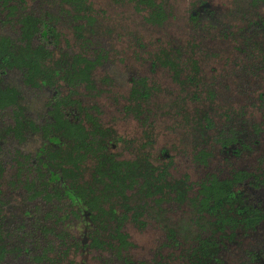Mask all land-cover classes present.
<instances>
[{"label": "flooded vegetation", "instance_id": "obj_1", "mask_svg": "<svg viewBox=\"0 0 264 264\" xmlns=\"http://www.w3.org/2000/svg\"><path fill=\"white\" fill-rule=\"evenodd\" d=\"M211 9L205 0L199 2L191 13L197 18L203 13L210 15ZM45 47L55 50L52 52L53 58L44 61L46 68L42 77L46 80L45 83L42 84L41 77L35 79L38 82L35 86L19 78L21 91L17 99L18 106L11 104L0 107V264H174L178 259L168 256L170 247L167 245L163 247L168 249L167 253L161 249L163 258L157 256L156 250L153 258L141 263L132 262L128 257L130 250L112 249L113 246L117 247L115 243L120 241L118 237L113 238L107 234L106 226L123 227L127 222H132L133 218L135 223L144 226L147 220L152 219L159 222L158 227L165 231V238L160 245L162 242L169 244L173 240L199 241V237H204L202 231H199L202 223L200 184L203 179L192 182L184 175L178 178L182 184L181 193L171 191L166 185L177 178L168 172L171 157L166 149L162 148L158 156H166L168 164L156 166L166 167L167 170L165 168L162 178L158 179L156 176L160 171H153L155 180H152V183H155L156 187L152 186L150 189L151 195L138 193L137 188L134 189V159L139 157L134 156V135L130 138L124 137L102 120L101 107L84 104L83 93L78 90L82 87L85 96L89 95V90L85 89L84 84L69 86L67 66L69 69L71 57L75 52H70L63 46ZM84 47L82 46V49ZM60 50L66 51L65 56L70 58H59ZM10 73L7 72L3 78L6 85L9 84L7 78ZM133 79L134 77L130 78V83ZM186 82L195 84V79L190 76ZM191 96L198 98L199 93L194 92ZM41 97L46 98L45 102H42ZM59 101L62 105H58ZM31 108H34V112ZM122 111L127 119L134 120V107H125ZM197 111L198 108H195L192 114ZM91 114L104 130V133H97L95 138L99 142L104 140V144L99 145L89 132L92 123L88 115ZM59 120L68 124L62 125ZM248 123L239 131H234L233 128V131L229 132L228 129L225 135L220 131L213 133L211 129L215 125L206 133V136H210V146L219 143L222 150L229 151L236 161L243 159L242 167H237L234 161L230 162L232 165L229 171L221 177L219 172L207 169V175L214 172L219 178L227 176L231 183L232 194L229 195L227 203L220 204L211 214L206 213L208 216H214L215 223L212 225L215 226H211L215 230H211V234L208 229L205 237L216 242L225 241L228 246V249L221 253L223 263L225 256L231 252L236 253L232 249L240 247L243 241L247 242L246 240L251 238L257 240L254 243L258 245L251 242L253 250H245L249 258L241 264H264V127L252 123L251 127L258 136H255V133L250 135V132L241 136ZM74 125L78 131L77 135L72 128ZM188 126L192 127L190 162L192 166L200 169V161L193 162V157L201 147L203 129H197L196 126L193 127V123L184 121L182 127ZM81 127L83 131H80ZM232 136L236 137L232 143L222 144L217 141L219 138L223 141ZM76 137L84 140L80 143L83 146L91 139L96 143L90 144L94 145L93 148L86 146L88 150L80 149L79 153L83 155H76V147L81 146L75 147ZM245 137L248 139H244ZM35 138L41 141V145L36 150L27 151V143H34ZM238 142L240 146L235 147ZM153 143L154 140L149 136H145L142 142L151 146ZM183 143L187 146L186 142ZM120 146L123 152H118ZM253 153L255 158L248 164L245 159ZM77 157L79 160L76 167ZM145 157L155 166L152 162L154 158L149 154ZM61 162L64 163L60 165ZM99 163L103 166V172L94 171ZM112 163L123 169L131 163L133 170L124 169V173L117 172V175L121 176L118 177L115 170H105L106 166L109 167ZM62 168L67 169V179L63 176L65 171ZM76 179L86 190L85 200L77 201L74 196L76 187L72 186ZM141 183L142 180L135 182V186L138 187ZM106 186L118 192L124 189V194L113 193L115 191L111 189L104 190ZM91 189H94L93 193ZM90 200L93 205H99L105 211L114 206L120 211L127 210L126 214L118 213L114 218L106 213L98 214L89 204ZM139 204L144 207L134 210ZM177 213L182 215L178 221L171 216ZM251 225L253 228H249ZM187 226L191 229L189 233L185 232ZM74 227L81 228L79 234L74 235L70 231ZM170 227L178 232L182 228V231L170 235L173 233ZM196 232L198 239L193 238ZM260 232L262 235L259 236Z\"/></svg>", "mask_w": 264, "mask_h": 264}, {"label": "rangeland", "instance_id": "obj_2", "mask_svg": "<svg viewBox=\"0 0 264 264\" xmlns=\"http://www.w3.org/2000/svg\"><path fill=\"white\" fill-rule=\"evenodd\" d=\"M92 1L99 15L97 22L108 33L101 37V46H97L95 37H91L93 44L90 42L88 49L103 47L108 50V58L97 70L98 80H102L97 85L100 90L92 91L90 96H85L82 87L78 90L83 93L85 105L102 108L101 117L106 124L113 126L124 137L134 135V156L149 154L154 158L152 162L155 166L168 164L166 156H158L160 150L165 148L171 157L168 172L172 177L178 179L187 175L192 182L204 179L207 168L205 170L201 166L199 169L190 162L192 127L184 128L182 125L186 117L193 115L195 108L200 113L208 105L215 125L211 129L213 133L220 131L223 135L227 134L230 124L234 131H239L244 123L250 121L241 136L247 132L258 136L251 124L264 127V7L259 16L242 20L230 12V8L235 7V0H207L212 7L210 15L203 13L193 20L189 15L198 4L197 0H168L166 7L169 17L163 25L158 26L146 22L143 14L146 15L147 10H136L129 0ZM26 4L29 8L39 9L37 13L47 7L40 0H26ZM69 18L61 16L54 21L57 29L65 33L64 37L69 38L68 46L63 40L59 46L70 52H80L82 43L86 41L74 36ZM1 30L12 33L14 28L7 25ZM161 51L164 54L167 51L173 57L174 67L156 60ZM193 63L198 66L196 85L188 84L185 77L188 70L192 71L190 66ZM192 74L194 76V72ZM131 77L146 78L152 92L148 103L152 113L135 108L134 120L127 119L122 111L127 107ZM7 83L19 88L20 79L10 73ZM209 89L212 94L208 93ZM194 92L199 93L198 98L191 96ZM205 98H209V101L206 102ZM41 100L45 102L46 98L41 97ZM31 110L34 112V108ZM145 136H149L154 143L142 150L140 147ZM35 139L34 143H27V151L36 150L41 145V141ZM239 143H235V147L240 146ZM209 149L212 152L209 170L219 172V177L229 171L232 161L237 167H242L243 159L236 161L229 151L222 150L219 143L212 144ZM119 151L123 152L121 146ZM254 154L249 155L245 162H253ZM171 216L177 221L182 218L179 213ZM132 222L124 226V232L133 244L128 257L132 262L141 263L160 250L159 243L165 238V231L158 227L159 222L152 219L147 220L144 226ZM80 230V227H74L70 231L76 235ZM258 235H262V232ZM246 241L232 249L236 253L225 256L223 264L247 261L249 255L245 250H253L252 243L257 240L249 238ZM163 251L167 253L168 249L162 248Z\"/></svg>", "mask_w": 264, "mask_h": 264}, {"label": "trees", "instance_id": "obj_3", "mask_svg": "<svg viewBox=\"0 0 264 264\" xmlns=\"http://www.w3.org/2000/svg\"><path fill=\"white\" fill-rule=\"evenodd\" d=\"M129 1H131V3L133 2L136 10H147V14H143V17L145 18L146 22L150 24L161 26L169 17L170 13L168 12L166 7V3L168 0ZM204 1L205 0H197L198 3ZM233 2H235V7L232 9L230 8V12L234 13L242 20H246L248 18L251 19L254 15L259 16L261 9L264 7V0H235ZM40 3L46 5L47 7H44L40 10L39 13H37L39 9L29 8L26 4V0H0V107L11 104H15L18 106L17 99L21 88L20 86L18 88L17 86H13L11 84L6 85L3 83V78L4 76H6L7 72H11L12 75H16L17 78L22 79V81H24L25 83H31L34 86L38 83L37 81H35V79H38L40 77L42 84L45 83L46 80L42 77V72L46 68L44 61L46 59H52V52L55 51L45 46H59L61 40L65 41V44L67 46L69 44V38L64 37L65 33L61 30H58L54 22L57 19H60L61 16H69L70 18L68 19V21L71 22L74 36H76L80 40L86 41L82 43V46H85L82 51L75 52V54L71 57L72 62L69 64V69L67 66V71L70 77L67 81L69 86L75 87L82 83L85 85V89L89 90V96L91 95L92 91L100 90L97 85L99 82H102V80H98L97 70L99 66L108 58V50L103 47H92L88 49V44L90 42L93 44V42L91 41V37H95L97 46H101V37L103 36V34H107L108 32L102 29L100 22H97L99 15L97 10L94 9L93 1L40 0ZM189 16L193 20L196 19V17H194L192 13H190ZM7 25H10L14 28L12 33L7 32V30L6 32L1 30ZM193 44L196 45V43ZM65 52L66 51L60 50L58 54L59 58H62L64 60L70 58L69 56H65ZM161 53V55L157 54L156 60L160 61V63L163 65H171L174 67L175 64L173 61V57H170L167 52L164 54L163 51H161ZM190 67L192 71L190 72L189 70L187 72V74L185 75L186 78L190 79V76H192L193 79H195V77L197 78V64L193 63V65H191ZM193 72L194 76L192 74ZM21 75L22 77H20ZM130 84L131 86L128 88L127 103L125 105L127 107H134V109L141 108L145 112L152 113V110H150L148 107L152 92L150 91V87H148L146 78H135ZM208 93L212 94V90L209 89ZM74 94H76L75 89ZM205 99L206 102L209 101V98ZM58 105H62V102L59 101ZM91 107L98 108L94 105H92ZM209 108L211 109L209 105L205 106L200 111V113L193 114L190 117L188 116L184 119V121L187 123H193V125L196 126L197 129H203L202 136H204V138L202 139V144L199 151L194 154L193 162L199 160L201 166L205 170L206 168L209 169V167L211 166L210 159L212 157V152L209 149L210 136H206V133L209 131L208 129H211V127L213 126L212 119L211 117H209ZM181 110L182 108L180 107V111ZM59 115H61V113H59ZM92 116V114L88 115L89 121L92 123V127L89 132L95 138L97 133H104V130L101 128L98 120L92 118ZM204 121H206L208 124H205ZM59 122H61V124H68V122H62V120H59ZM72 128L77 135L78 131L75 130V125ZM80 131H83V128L80 129ZM232 131L233 128H231L230 124L229 132ZM232 137H227L223 141L219 138L217 139V141L221 142L222 144H229L236 140V137ZM95 140L97 143L99 142V140H97L96 138ZM95 140L91 139L89 142H85V145L83 146L80 143H82L84 140H79V138L76 137L74 139L75 147L79 145L81 146L76 147L77 150L75 154L83 155L79 153L80 149L88 150L89 148L86 147L88 145L89 147L93 148L94 145L90 146V144L96 143ZM101 144H104V140L99 142V145ZM140 149L145 150L147 149V146L141 144ZM145 155L146 154L139 155V157L134 159V189L137 188L138 193L145 192V195H151L152 192H150V189L152 188V186L156 187L155 183H152V180H155L153 171H160L156 176V179H158L159 177L162 178L163 172H165L166 167L158 168L157 166H153L151 163H149ZM78 160L79 159L77 157L75 159V164L78 162ZM63 163L64 162H61L59 164L62 165ZM130 164L131 163H129V165L124 169L133 170ZM62 169L64 171L67 170L66 168ZM124 169L121 166L117 167L115 166V163H112L109 167L106 166L105 170L106 172L115 170V174L117 175V172L124 173ZM94 171L103 172L104 170L102 164H97V166L94 168ZM63 176L65 179H67L66 171L64 172ZM113 180L115 181L116 178H113ZM140 180H142V183L138 185V187H136L135 182H138ZM228 180L229 178H227V176L219 178L217 177L216 173L210 172L209 175H207V177H205L200 184V194L202 195V198L199 204L202 211V223L200 225L199 231H202L204 237H199L196 232L193 238L198 236L199 239L198 237L197 239L199 241L179 242L177 240H173L169 244L162 242L160 251H157V256H160L161 258L164 257L161 249L167 245L168 247H170L168 256L179 260H177V262H175L174 264H223L221 253L224 250H227L228 246L225 241L216 242L210 240L208 237H205V235H207L208 229L210 232L211 230H215V228L212 227L215 226L212 225L215 223L214 216H208L206 215V213L208 212L211 214L219 207L220 204L227 203L229 195L232 194L231 183ZM77 181L78 179L75 180L74 186H72L76 187L74 196L76 197V199H78L77 201L85 200L86 190L83 187V184H78ZM94 185L95 184H93V187ZM130 186L131 185H129V187ZM166 186L170 187L171 191H176L177 194L181 193L180 188L182 187V184L179 179H174L172 183H167ZM109 189L114 190L115 192L113 193L124 194V189L123 191L118 192L112 187H104V190ZM93 191L94 189H91V193H93ZM89 204L97 210L98 214L106 213L109 214L111 218H114L118 213L124 212V214H126L127 211L117 210L114 208V206H111L109 211H105L99 205H93L91 203V200ZM138 207H144V205L139 204L138 206L134 207V210H136ZM225 219L226 218H224V223L226 222ZM132 221H134V218ZM106 227L108 232L107 234L109 236H112L113 238L118 237L120 241L118 243H115L117 247L113 246L112 249L117 248L118 250H130V247L133 244L129 239V235L124 232V226ZM249 228H253V226L251 225L249 226ZM171 231H173V233L170 235H173L181 232L182 228L179 229V232L172 230V228ZM190 231V227L187 226L185 228V232L189 233ZM96 232L97 234L99 233V227L96 229ZM211 234L213 233L211 232Z\"/></svg>", "mask_w": 264, "mask_h": 264}]
</instances>
